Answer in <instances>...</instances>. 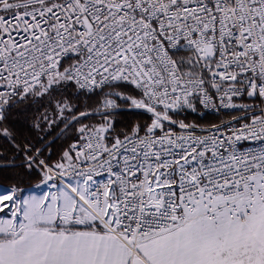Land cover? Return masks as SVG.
<instances>
[{
  "label": "snow or ice",
  "instance_id": "6c2138e0",
  "mask_svg": "<svg viewBox=\"0 0 264 264\" xmlns=\"http://www.w3.org/2000/svg\"><path fill=\"white\" fill-rule=\"evenodd\" d=\"M0 264H264V0H0Z\"/></svg>",
  "mask_w": 264,
  "mask_h": 264
}]
</instances>
